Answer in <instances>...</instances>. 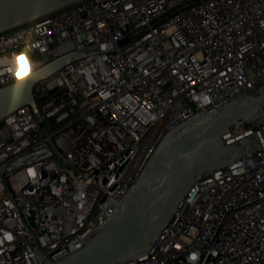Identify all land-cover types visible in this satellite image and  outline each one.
<instances>
[{"label":"built area","instance_id":"built-area-1","mask_svg":"<svg viewBox=\"0 0 264 264\" xmlns=\"http://www.w3.org/2000/svg\"><path fill=\"white\" fill-rule=\"evenodd\" d=\"M91 46L0 119V264L85 248L169 132L264 83V0H77L0 33V89L17 83L16 57L31 74ZM260 110L224 140L254 135L261 150L196 181L154 246L122 264H264Z\"/></svg>","mask_w":264,"mask_h":264},{"label":"water","instance_id":"water-1","mask_svg":"<svg viewBox=\"0 0 264 264\" xmlns=\"http://www.w3.org/2000/svg\"><path fill=\"white\" fill-rule=\"evenodd\" d=\"M77 0H0V33L28 23ZM98 49L91 46L60 56L38 68L21 84L0 89V119L34 104L33 88L70 61ZM264 83L200 112L169 132L145 166L132 190L112 204L106 228L85 248L57 264H122L147 253L196 183L211 173L256 155L260 144L254 135L224 140L230 131L261 116ZM245 135V134H244ZM56 217L59 212L47 211Z\"/></svg>","mask_w":264,"mask_h":264},{"label":"snow or ice","instance_id":"snow-or-ice-1","mask_svg":"<svg viewBox=\"0 0 264 264\" xmlns=\"http://www.w3.org/2000/svg\"><path fill=\"white\" fill-rule=\"evenodd\" d=\"M14 59H16V61H17L16 68H15V74H16L17 84L19 85V84L23 83V81L28 78V75H30V67H31V65H30V62H29L28 69L26 70V73L24 75H21L20 74L19 57H16ZM10 71H12V70L10 69ZM7 239L10 240L11 236H8ZM177 247H179V245H177Z\"/></svg>","mask_w":264,"mask_h":264},{"label":"bare ground","instance_id":"bare-ground-1","mask_svg":"<svg viewBox=\"0 0 264 264\" xmlns=\"http://www.w3.org/2000/svg\"><path fill=\"white\" fill-rule=\"evenodd\" d=\"M235 138V137H234ZM231 139H233V136H231V137H225V141H228V140H231Z\"/></svg>","mask_w":264,"mask_h":264}]
</instances>
